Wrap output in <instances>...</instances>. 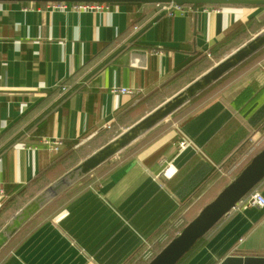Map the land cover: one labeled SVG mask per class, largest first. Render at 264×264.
Masks as SVG:
<instances>
[{
	"label": "crops",
	"instance_id": "1",
	"mask_svg": "<svg viewBox=\"0 0 264 264\" xmlns=\"http://www.w3.org/2000/svg\"><path fill=\"white\" fill-rule=\"evenodd\" d=\"M50 1L0 0V228L55 179L62 154L96 140L140 98L205 63L228 29L264 13L135 2L59 12ZM230 77L40 209L0 249V264H138L143 247L144 256L162 248L264 146L248 144L264 136V57ZM114 86L139 92L114 94ZM45 136L63 140L58 153L38 145ZM182 137L191 145L177 152ZM162 157L173 170L157 179ZM255 187L264 195V177ZM227 256L264 257V208L225 214L180 264Z\"/></svg>",
	"mask_w": 264,
	"mask_h": 264
},
{
	"label": "water",
	"instance_id": "2",
	"mask_svg": "<svg viewBox=\"0 0 264 264\" xmlns=\"http://www.w3.org/2000/svg\"><path fill=\"white\" fill-rule=\"evenodd\" d=\"M107 3H174L192 5L264 6V0H69ZM264 47V28L224 56L202 74L191 80L173 95L148 111L87 157L48 183L0 228V249L40 209L83 179L90 172L118 155L145 133L168 118L177 109L193 100L231 70ZM264 177V147L240 173L192 218L181 231L168 241L146 264H176L191 247L205 235L230 209ZM219 264H264L263 256H227Z\"/></svg>",
	"mask_w": 264,
	"mask_h": 264
},
{
	"label": "rangeland",
	"instance_id": "3",
	"mask_svg": "<svg viewBox=\"0 0 264 264\" xmlns=\"http://www.w3.org/2000/svg\"><path fill=\"white\" fill-rule=\"evenodd\" d=\"M262 28H264V13L259 19H252L251 22H249L244 28L238 29L235 33H232L230 37L225 39L221 45H219L211 54L210 58H207L205 63H201L197 67H194L193 69H190L184 75L179 77V79L174 80L171 84L166 85L165 88L161 89L158 91L155 95H153L150 99L146 100H141L139 101L132 109H130L128 112L121 113L117 119L115 124L109 129L106 130L104 133L99 135V137L93 141H90L86 143L83 146H80L74 150H71L70 152L66 154H62L61 159H60V166L55 167L53 171H50V175L54 174L55 179L63 174L65 171H67L69 168L77 164L80 160L83 158L87 157L89 154H91L94 150L95 144H99L100 142H107L111 138H113L115 135H117L119 132H121L123 129L131 125L133 122H135L137 119H139L141 116L146 114L149 110H151L153 107L157 106L166 96L172 94L175 90H177L180 86L185 84L187 80H193L200 74H202L204 71H206L208 68H210L212 65L217 63L220 59H222L224 56L232 52L234 49L239 47L241 44H243L245 41L250 39L253 35H255L257 32H259ZM264 57V47L256 52L254 55H252L250 58L245 60L242 64L231 70L229 73H227L224 77H222L220 80H218L216 83H214L212 86H210L208 89L203 91L200 95L195 97L193 100L187 102L184 104L182 107L177 109L174 113L171 114V118L181 116V113L185 111L187 107H189L192 103L196 102L198 100L199 103L205 102L209 100L213 96L214 93H211L216 87L219 85L223 84L224 82H228L230 76L233 75L236 71L237 68L250 63L253 65L254 63L261 61ZM189 80V81H190ZM188 81V82H189ZM167 119V118H166ZM163 122V121H162ZM161 123V122H160ZM248 144H251V151L259 149L261 146L264 144V136L255 143H252L251 141L248 142ZM264 147V146H263ZM115 157V156H114ZM100 167V166H99ZM98 167V168H99ZM98 168H96L94 171H96ZM93 171V172H94ZM93 172H90L88 175H86L83 179L80 181L84 180L86 177L91 175ZM48 173L49 171L46 172V174L42 175L39 180L42 182L39 183L40 185L38 186H44L45 181L47 182L49 180L48 178ZM53 179V178H52ZM79 182V181H78ZM44 184V185H43ZM76 184V183H75ZM73 184V186L75 185ZM72 186V187H73ZM71 188V187H70ZM69 188V189H70ZM67 191V190H66ZM65 193L62 192V194ZM60 194L59 196H61ZM31 196V193H30ZM33 197V196H32ZM31 197V198H32ZM30 198V199H31ZM56 199V198H55ZM28 201V200H27ZM27 201H22V206L27 202ZM151 245V243H149ZM149 245L146 247V249L149 247ZM146 246V245H145ZM160 245H158L156 248H158L153 256L157 254V252L161 249H159ZM144 247L142 250H140L139 256L143 254L142 258L138 262V264H146L153 256L149 258V260H145V262H141L143 257H144V252L146 251ZM137 264V263H136Z\"/></svg>",
	"mask_w": 264,
	"mask_h": 264
},
{
	"label": "built area",
	"instance_id": "4",
	"mask_svg": "<svg viewBox=\"0 0 264 264\" xmlns=\"http://www.w3.org/2000/svg\"><path fill=\"white\" fill-rule=\"evenodd\" d=\"M164 8L171 7L172 10L176 11H183L184 9H190L191 6H179L174 3L162 4ZM169 5V6H168ZM47 9L50 11H59V12H104L108 11V4L105 2H93V1H65V0H57V1H50L46 5ZM62 90H65V86L62 85L60 87ZM111 92L114 94L120 95H128L134 96L136 95L139 90L136 88H129V87H120L114 86L111 89ZM21 149H37V146H27L24 143L18 144ZM38 145L45 147L51 153H58L63 146V140L59 137H42ZM191 142L182 137L177 141V152L182 151L183 149L189 147ZM160 170L155 175L158 179L160 177L169 178L172 174V165L171 160L162 157L159 160ZM174 173V172H173ZM0 195L3 196V191L0 189ZM251 207L256 208H264V195L262 192L254 187L251 189L247 194H245L231 209V211H243ZM228 212V213H229Z\"/></svg>",
	"mask_w": 264,
	"mask_h": 264
},
{
	"label": "trees",
	"instance_id": "5",
	"mask_svg": "<svg viewBox=\"0 0 264 264\" xmlns=\"http://www.w3.org/2000/svg\"><path fill=\"white\" fill-rule=\"evenodd\" d=\"M131 4V3H130ZM129 4V5H130ZM197 6H202V5H197ZM212 6H217V5H212ZM249 22H251V20H247V21H245V22H241V23H238V24H236V25H234L233 27H231L230 29H228L226 32H225V34H224V36H223V38H222V40L220 41V43H219V45H221L222 44V42L225 40V39H227L228 37H230L231 35H232V33H235L238 29H242V28H244ZM218 45V46H219ZM217 46V47H218ZM146 100V97H143V98H140L137 102H136V104L139 102V101H141V100ZM135 104V105H136ZM134 105V106H135ZM133 106V107H134ZM133 107H131L130 109H132ZM130 109H128V110H124V113L125 112H128ZM71 150H74V149H71ZM40 178V177H39ZM204 236V235H203ZM203 236L200 238V239H198L197 240V242L191 247V249L188 251V252H186L178 261H177V263L176 264H180V263H182L183 262V260L200 244V242H201V240L203 239ZM156 251V250H155ZM142 262V261H141ZM144 264V263H143Z\"/></svg>",
	"mask_w": 264,
	"mask_h": 264
},
{
	"label": "bare ground",
	"instance_id": "6",
	"mask_svg": "<svg viewBox=\"0 0 264 264\" xmlns=\"http://www.w3.org/2000/svg\"><path fill=\"white\" fill-rule=\"evenodd\" d=\"M154 253H155V250H153V248H151V249L149 250V252L143 257L142 262H143V261L145 262V260H146V261L149 260V258H150L151 256H153Z\"/></svg>",
	"mask_w": 264,
	"mask_h": 264
}]
</instances>
